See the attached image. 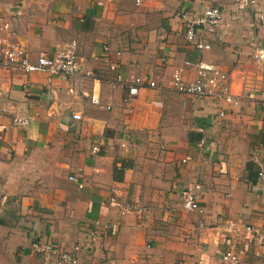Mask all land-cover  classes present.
<instances>
[{
  "label": "crops",
  "instance_id": "1",
  "mask_svg": "<svg viewBox=\"0 0 264 264\" xmlns=\"http://www.w3.org/2000/svg\"><path fill=\"white\" fill-rule=\"evenodd\" d=\"M94 1L0 0V15L15 13V41L30 57L72 43L77 67L70 77L0 72V264H40L27 252L36 240L81 245L78 264H223L230 245L245 264H264V193L257 178L248 184L244 176L252 152L258 164L263 150L255 139L264 126V83L252 84L237 106H222L219 120L213 98L178 94L166 83L178 67L190 80L200 60L226 72L238 94L253 71L250 45H264V0ZM206 6L217 7L225 25L202 34L209 48L197 51L183 28ZM103 45L119 51L114 73ZM129 76L157 88L128 97L119 83ZM8 105L30 117L25 128L9 126ZM194 184L201 214L179 205ZM115 201L145 209V217H117ZM94 222L107 227L84 243ZM229 222L250 231L236 234Z\"/></svg>",
  "mask_w": 264,
  "mask_h": 264
},
{
  "label": "built area",
  "instance_id": "2",
  "mask_svg": "<svg viewBox=\"0 0 264 264\" xmlns=\"http://www.w3.org/2000/svg\"><path fill=\"white\" fill-rule=\"evenodd\" d=\"M115 0H95L97 6L103 3H112ZM250 2V1H249ZM134 4H138V0H134ZM15 13L9 15H0V72H18L22 74L29 73H44L47 77L66 76L70 77L76 72L75 52L73 44L57 49L51 56L44 54H37L30 57L27 51L18 42L15 41V33L12 29L11 20ZM223 24V18L220 10L215 6H206L202 9L200 15L192 20L186 21L183 28L184 41L194 50L203 51L207 50L208 44L202 40V34H211L217 26ZM225 25V24H223ZM101 56L105 58L106 69L114 73L116 67L115 60L119 56V51L114 50L109 52L108 46L101 47ZM249 60L252 64L253 71L243 77L238 94H232L227 84V73L220 70L214 65L195 61L192 64L193 77L190 80L182 78V68H174L168 77L167 86L178 94L188 95L192 97H211L216 101L215 117L217 120L221 119L224 115L222 106H237L242 96H244L252 84L256 82L264 83V45L251 44L249 50ZM117 76L114 74V81L117 83ZM112 82V83H113ZM127 93V96H135L141 89H155L157 84L150 79L129 76L128 79L119 83ZM89 103L96 105L97 98L90 94L88 96ZM10 105L8 111L10 112ZM9 126L11 128L22 129L25 128L30 117L24 114L10 112ZM70 118L73 121H79L80 115L78 113H70ZM203 144L202 138L196 143L199 148ZM97 151L96 146L90 148V153L95 154ZM252 160L256 159V151H253ZM188 158L185 157L181 162H185ZM67 181L72 182L79 189L82 187L81 183L73 176L68 175ZM257 189L264 193V170L259 168L257 172ZM198 190V185L194 184L192 190H182L179 194V205L183 211L195 212L201 214L202 210L196 203V196L194 191ZM117 205V202H114ZM145 209L136 206L133 203H121L117 205L116 216L126 215L128 213L135 214L138 219L145 217ZM232 231L237 232L239 229L246 232L250 231V227L234 226L228 223ZM107 225H100L96 222L93 226L88 228L84 233L86 238L84 243H92L93 240L99 235L97 229H105ZM82 246L72 244L68 249H61L57 244L47 240H36L28 244L27 252L29 255L38 259L40 264H78L77 254ZM220 261L223 264H245L237 254L233 245L228 246L220 253ZM173 264H181L174 262Z\"/></svg>",
  "mask_w": 264,
  "mask_h": 264
},
{
  "label": "trees",
  "instance_id": "3",
  "mask_svg": "<svg viewBox=\"0 0 264 264\" xmlns=\"http://www.w3.org/2000/svg\"><path fill=\"white\" fill-rule=\"evenodd\" d=\"M256 144L262 148V153L259 157L258 164L255 163L252 159H248L244 163V176L248 184H254L257 178V172L260 167H264V126L259 130L256 135Z\"/></svg>",
  "mask_w": 264,
  "mask_h": 264
}]
</instances>
